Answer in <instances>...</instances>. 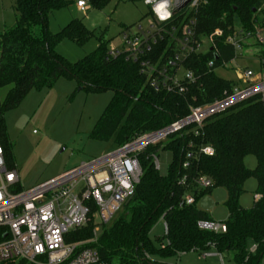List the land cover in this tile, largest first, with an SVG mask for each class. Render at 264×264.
Masks as SVG:
<instances>
[{
  "label": "trees",
  "instance_id": "1",
  "mask_svg": "<svg viewBox=\"0 0 264 264\" xmlns=\"http://www.w3.org/2000/svg\"><path fill=\"white\" fill-rule=\"evenodd\" d=\"M76 0H16V23L10 30L0 32V143L6 151L7 164L13 163V144L8 138L5 114L19 107L32 91L51 89L61 78L76 80L80 90L87 93L112 91L113 96L94 125L90 137L121 146L137 135L159 130L174 121L187 117L192 106L211 103L223 97L237 81L219 76L218 68H226L238 58L237 49L227 42L234 32L254 31L264 21V0H203L193 16L198 39L209 37L216 29L213 49L192 52L183 61L184 67L194 73L195 81L187 91L156 90L139 62L127 59L124 51L107 49L99 39V46L76 62L60 55L57 44L69 38L82 45L93 35L82 19H73L59 32L48 27L52 12ZM109 0H90L93 7ZM136 1V0H129ZM184 13H177L164 25L165 38L153 46L145 58L156 59L167 51L172 55L170 32L178 25ZM38 27L39 33L33 32ZM181 31H177V34ZM261 66L264 45L254 43ZM215 52V54H214ZM216 56L218 57L216 59ZM211 59L214 65H208ZM5 90L2 96L1 91ZM195 124H189L157 145L148 146L139 154L142 168L139 183L131 200L124 204L116 218L106 225L95 247L108 264H159L150 257H171L183 252L215 249L218 253H232L235 264H259L264 257V95H254L228 110L207 118L196 135ZM213 148V155L201 151ZM169 149L174 159L166 174H161L154 163L159 150ZM191 157H187V154ZM257 158V166L249 169L245 159ZM188 165L184 167V163ZM200 177L211 180L212 185L200 188ZM256 178L262 197L254 200L250 208L240 204L245 182ZM227 190L226 206L229 216L225 232L201 229L199 221H211L210 214L197 203L215 188ZM193 195V204L183 203ZM160 221L166 223L167 233L153 240L152 228ZM93 223L72 233L73 241H86L92 237ZM252 248H255L252 251Z\"/></svg>",
  "mask_w": 264,
  "mask_h": 264
},
{
  "label": "built area",
  "instance_id": "2",
  "mask_svg": "<svg viewBox=\"0 0 264 264\" xmlns=\"http://www.w3.org/2000/svg\"><path fill=\"white\" fill-rule=\"evenodd\" d=\"M143 1L150 8L153 22L147 29L139 25L136 32H125L123 51L127 53V59L140 63L141 72L156 90L184 93L195 81V76L184 67L183 61L192 52H200L204 45L208 51L213 49L214 37L222 36L223 31L216 29L209 37L198 39L193 16L203 0H191L180 11L185 16L178 25H173L170 32L173 54L165 57L167 51H164L155 60L145 58L153 51L154 45L164 40V25L173 20V10L179 0ZM76 5L84 13L91 9L90 0H76ZM179 30L181 33L177 34ZM250 41L264 45V21L258 23L254 31L234 32L227 37V42L236 49L250 47ZM214 60L209 61L210 67ZM261 70L264 71V61ZM235 72L237 84L226 90L222 98L192 106L187 117L159 130L137 135L108 154L82 161L25 190H18V170L8 166L5 148L0 143V264H108L92 246L101 232L96 220H100L103 227L110 224L132 197L142 175L139 154L150 145L166 141L189 124H195L193 131L198 135L207 118L254 95H264V73L257 75L249 68ZM201 151L207 155L214 153L210 146L203 147ZM187 157L191 154L188 153ZM153 159L159 169L158 155ZM187 165L186 161L184 167ZM197 183L200 188L212 185L206 177H200ZM261 197V194H255L254 200ZM194 202V196L187 195L183 203ZM89 223L94 225L91 239L71 240L72 233ZM198 225L213 232L227 230L224 221H199ZM164 226L167 233L166 223ZM146 257L151 259L148 254Z\"/></svg>",
  "mask_w": 264,
  "mask_h": 264
},
{
  "label": "rangeland",
  "instance_id": "3",
  "mask_svg": "<svg viewBox=\"0 0 264 264\" xmlns=\"http://www.w3.org/2000/svg\"><path fill=\"white\" fill-rule=\"evenodd\" d=\"M15 1L0 0V32L12 29L16 23ZM73 19H82L94 35L82 45L69 38H64L57 44V52L72 63L95 51L99 46V39L106 44L108 50L123 51L125 32H136L139 25L147 29L153 22L150 8L143 0H109L96 7L91 4V9L86 13L80 11L74 1L52 12L48 18V27L50 31L57 33ZM33 32L38 34L39 28L34 27ZM255 49L253 43L250 47H239L238 58L229 62L227 68H218L216 73L230 80L237 79V69L249 68L257 75L264 73L259 57L254 54ZM207 51L208 47L204 45L200 52ZM4 94L5 90H2L1 95ZM112 96V91L87 93L80 90L76 80L61 78L51 89L32 90L18 108L7 112L4 117L8 138L13 144L12 160L20 179L18 190L28 189L82 161L113 151L116 148L113 140L102 142L90 137ZM158 159L160 173L166 174L174 153L169 149H161ZM245 164L249 169H254L257 158L249 155ZM244 189L240 204L244 208H250L254 203V195L258 192L256 178L247 179ZM227 195L225 188H215L211 194L200 198L197 206L207 211L215 221H225L229 216V209L225 204ZM96 223L101 228V234L104 227L100 220H96ZM164 235V222L160 221L152 228L150 236L156 240ZM151 259L161 264H235L232 253H218L213 248L207 252L192 250L171 257L151 256ZM259 264H264V257Z\"/></svg>",
  "mask_w": 264,
  "mask_h": 264
},
{
  "label": "water",
  "instance_id": "4",
  "mask_svg": "<svg viewBox=\"0 0 264 264\" xmlns=\"http://www.w3.org/2000/svg\"><path fill=\"white\" fill-rule=\"evenodd\" d=\"M191 0H179L177 2V5L175 6L174 10H173V14H177L179 13L183 8L186 7V5L190 2ZM218 57L216 56V59ZM131 200V198L127 201V203Z\"/></svg>",
  "mask_w": 264,
  "mask_h": 264
},
{
  "label": "crops",
  "instance_id": "5",
  "mask_svg": "<svg viewBox=\"0 0 264 264\" xmlns=\"http://www.w3.org/2000/svg\"><path fill=\"white\" fill-rule=\"evenodd\" d=\"M256 52H257V49H255L254 54H256ZM212 220H214V219L212 218ZM214 221H215V220H214Z\"/></svg>",
  "mask_w": 264,
  "mask_h": 264
},
{
  "label": "clouds",
  "instance_id": "6",
  "mask_svg": "<svg viewBox=\"0 0 264 264\" xmlns=\"http://www.w3.org/2000/svg\"><path fill=\"white\" fill-rule=\"evenodd\" d=\"M161 7H163V6H161Z\"/></svg>",
  "mask_w": 264,
  "mask_h": 264
}]
</instances>
